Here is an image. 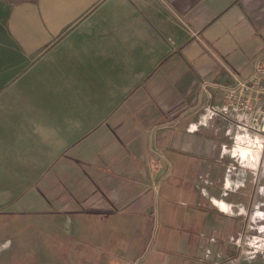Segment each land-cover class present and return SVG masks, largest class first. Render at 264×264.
<instances>
[{"label": "crops", "instance_id": "obj_1", "mask_svg": "<svg viewBox=\"0 0 264 264\" xmlns=\"http://www.w3.org/2000/svg\"><path fill=\"white\" fill-rule=\"evenodd\" d=\"M258 57L264 0H0V105L29 107L27 134L83 233L149 229L136 264H221L239 249L244 220L210 201H233L228 138L188 126ZM14 195L0 187V208Z\"/></svg>", "mask_w": 264, "mask_h": 264}, {"label": "rangeland", "instance_id": "obj_2", "mask_svg": "<svg viewBox=\"0 0 264 264\" xmlns=\"http://www.w3.org/2000/svg\"><path fill=\"white\" fill-rule=\"evenodd\" d=\"M226 76L229 75L226 73ZM10 99L6 101L8 105H0V187L13 190L15 195L0 208V264H136L143 261L148 249L144 252L142 247L149 239V229L137 227L134 231L132 227L129 235L117 224L112 235L91 233L90 228L83 233L78 221L81 219L66 216L62 210L65 209V183L58 171L48 167L50 160L43 145L27 134L28 117L22 115L26 116L29 107L12 106ZM221 120L208 126L210 136L221 138L225 127ZM51 177L52 191L47 189L49 184L44 185ZM160 187L163 190L164 183ZM252 189L246 183L244 188L229 193L231 204L242 205L248 211L256 203L264 204V198L252 200ZM212 199L224 203L230 212L228 203ZM252 213L246 214L242 231L247 237L241 241V247L231 260L221 264H264V251L254 253L251 246L255 249L258 246L255 241L250 242L264 225V213L256 210ZM85 225L90 227V221ZM107 238L109 241L102 244Z\"/></svg>", "mask_w": 264, "mask_h": 264}, {"label": "built area", "instance_id": "obj_3", "mask_svg": "<svg viewBox=\"0 0 264 264\" xmlns=\"http://www.w3.org/2000/svg\"><path fill=\"white\" fill-rule=\"evenodd\" d=\"M228 72L233 82L220 87L224 93L223 102L204 107L199 122L190 124L188 131L194 133L199 127H208L215 119H222L226 123L224 134L228 144L222 145L220 153L224 164L222 196L227 197L250 183L253 188L252 200L256 201L264 198V62L262 57H258L246 78H238ZM208 86V83L203 84L204 88ZM202 194L206 195L204 189ZM210 201L215 205L213 199ZM228 205L230 212H222L244 221L247 212L250 215L253 210L264 213L261 209L264 204L261 203L254 204L249 211L242 205ZM258 232L259 235L253 236L250 241H255L258 248L248 243L254 253L264 251V225L259 227ZM246 237L242 231L235 240L236 246L241 247V241Z\"/></svg>", "mask_w": 264, "mask_h": 264}, {"label": "bare ground", "instance_id": "obj_4", "mask_svg": "<svg viewBox=\"0 0 264 264\" xmlns=\"http://www.w3.org/2000/svg\"><path fill=\"white\" fill-rule=\"evenodd\" d=\"M213 202H214L215 205L218 207V209H220L221 211H225V212H227V213L229 212L228 207H227L224 203L219 202V201H217V200H214ZM252 214H253V213H252ZM251 217H253V215H252Z\"/></svg>", "mask_w": 264, "mask_h": 264}]
</instances>
